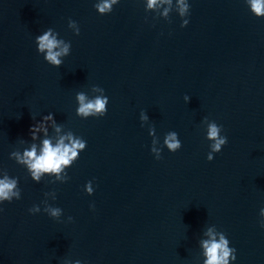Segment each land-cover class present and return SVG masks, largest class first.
<instances>
[{"label": "water", "instance_id": "obj_1", "mask_svg": "<svg viewBox=\"0 0 264 264\" xmlns=\"http://www.w3.org/2000/svg\"><path fill=\"white\" fill-rule=\"evenodd\" d=\"M0 264H264V0H0Z\"/></svg>", "mask_w": 264, "mask_h": 264}]
</instances>
